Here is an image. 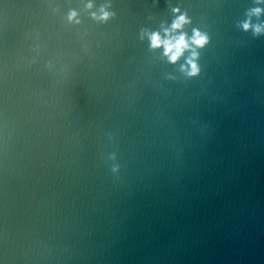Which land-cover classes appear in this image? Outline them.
<instances>
[{
	"label": "water",
	"instance_id": "water-1",
	"mask_svg": "<svg viewBox=\"0 0 264 264\" xmlns=\"http://www.w3.org/2000/svg\"><path fill=\"white\" fill-rule=\"evenodd\" d=\"M0 264H264V0H0Z\"/></svg>",
	"mask_w": 264,
	"mask_h": 264
},
{
	"label": "clouds",
	"instance_id": "clouds-1",
	"mask_svg": "<svg viewBox=\"0 0 264 264\" xmlns=\"http://www.w3.org/2000/svg\"><path fill=\"white\" fill-rule=\"evenodd\" d=\"M259 11V10H257ZM75 14L73 13V17ZM100 19L107 20L108 19V13H104ZM186 23H188L185 16H179L178 19L173 23L172 29L173 31L181 29ZM249 27L248 24L244 25L245 30H247ZM257 32L260 31L259 28L256 29ZM207 42V38L205 36H202L200 32L196 31L194 32L193 39L191 43L197 47H203ZM151 43L153 48H160L163 46L165 50V55L169 58L170 62L175 63L183 54V52L188 49L189 44L186 41L185 36L181 35L174 40L168 39V40H161L159 34H153L151 36ZM195 53H193V59L195 58ZM189 65L191 66V72L189 75H196L198 72L197 65L193 62V60L188 61Z\"/></svg>",
	"mask_w": 264,
	"mask_h": 264
}]
</instances>
